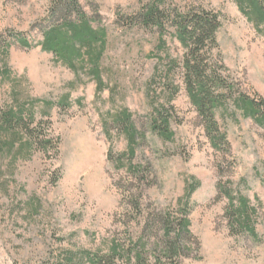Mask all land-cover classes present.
Masks as SVG:
<instances>
[{
  "label": "rangeland",
  "instance_id": "rangeland-1",
  "mask_svg": "<svg viewBox=\"0 0 264 264\" xmlns=\"http://www.w3.org/2000/svg\"><path fill=\"white\" fill-rule=\"evenodd\" d=\"M62 1L0 0V264L137 251L148 264H264V124L236 104L264 103V21L249 0H74L96 35L69 58L40 46L81 25ZM202 12L218 28L196 48L176 25ZM192 66L223 83L220 146L193 103ZM9 111L21 125L4 123Z\"/></svg>",
  "mask_w": 264,
  "mask_h": 264
},
{
  "label": "trees",
  "instance_id": "trees-1",
  "mask_svg": "<svg viewBox=\"0 0 264 264\" xmlns=\"http://www.w3.org/2000/svg\"><path fill=\"white\" fill-rule=\"evenodd\" d=\"M64 4L62 9L67 12L73 8L81 20V25L76 27H65V28H52L43 33L40 46L42 50L52 52L57 56L71 57L78 52L77 43H82L86 38H94L96 32L93 31L88 25L87 20L84 19V15L78 10L77 2L74 0H63ZM251 4V10L254 11L261 20L264 21V0H249ZM153 17V10L150 9L144 16V22L147 23L149 19ZM218 28L217 16L209 13H198V14H186L181 17V21L176 25L177 37L184 43H193L198 48L202 46L204 42L215 43V31ZM17 42L24 47L29 46V43L17 34ZM189 78L194 79L192 83L196 85V92L193 95V103L197 109L198 114L205 119L206 126L208 127V133L212 135V142L214 145L220 146V143H224V137L216 135L217 124L214 120V108L218 103V97L214 94L213 88H220L223 83L221 79L211 76L205 79L204 70L201 67H187ZM238 108L242 110L243 115L250 117L257 123L264 124V112H263V101L255 103L253 100L242 97L237 103ZM20 115V114H19ZM16 113L9 111L3 116V121L9 127L14 124L21 125L22 118ZM14 123V124H13ZM164 126L159 128V134L169 139L172 133L167 129V123L163 122ZM29 132V137L32 139L33 144L39 146L42 152H46L48 147L52 145V141L49 139H40L37 135H34L32 131ZM215 131V132H214ZM216 135V136H215ZM54 144L53 148H57ZM56 150V149H55ZM245 205V201H243ZM186 223H182L180 233H188L186 230ZM179 246L176 243L169 242L167 247L163 250V257L166 258L170 263L174 262V256L177 255ZM118 258L121 259V264H148L147 259L143 256L141 251L134 253L128 252L124 256L115 254L110 255H88V264H117ZM161 257L155 258V264L162 263ZM60 264H72L69 259L65 263ZM82 264V263H77Z\"/></svg>",
  "mask_w": 264,
  "mask_h": 264
}]
</instances>
